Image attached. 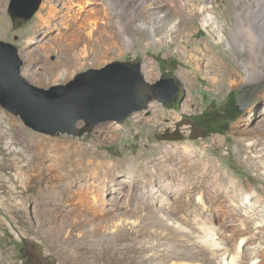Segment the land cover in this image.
<instances>
[{
	"label": "rangeland",
	"instance_id": "1",
	"mask_svg": "<svg viewBox=\"0 0 264 264\" xmlns=\"http://www.w3.org/2000/svg\"><path fill=\"white\" fill-rule=\"evenodd\" d=\"M46 1L25 21L13 20L10 0H0V40L18 46L30 83L50 88L116 60L143 66L153 59L154 75L143 68L148 81L173 77L180 89L168 101L148 99L136 111L139 117L135 112L123 122L93 127L81 121L78 135L34 130L0 103V264H208L211 256L197 251L191 234L171 227L161 210L169 201L172 219L205 215L191 188L198 185L195 174L182 172L171 195L156 182L136 183L134 159L147 147L162 152L166 146L159 145L177 144L182 152L185 145L214 146L213 139H223L204 167H223L252 186V194L233 207L248 220L247 235L264 225V3L84 1L108 6L112 22L104 30L106 8L86 18L77 5L68 9L59 2L52 8L58 21L40 23ZM231 96L240 109L236 117ZM88 160L99 165L88 167ZM107 165L117 180L100 174ZM207 204L214 212L216 203L207 198ZM240 239L232 238L231 248Z\"/></svg>",
	"mask_w": 264,
	"mask_h": 264
},
{
	"label": "bare ground",
	"instance_id": "2",
	"mask_svg": "<svg viewBox=\"0 0 264 264\" xmlns=\"http://www.w3.org/2000/svg\"><path fill=\"white\" fill-rule=\"evenodd\" d=\"M84 1L86 0H47L43 6V10L38 15L39 22L48 23L50 21H58L57 13L52 11L56 2L61 3L68 9H72L74 5H77V14L79 13V15L85 16L86 18H93L102 8L107 9L108 7L104 1L101 3L88 1L86 5L96 4V6L92 9H87L86 5H84ZM257 1L259 5L264 3V0ZM119 2L120 1L117 0V4H119ZM112 6H116L115 3L112 2ZM108 10L109 9H107V14L109 15L108 19L106 23L103 24L104 26H102L104 30L111 26L112 22V13ZM45 14H48L47 17L49 19H45ZM148 29L150 32L152 31V29ZM76 32L77 28H74L72 33ZM93 35L95 36V34ZM93 40L94 39H91V41ZM153 63L154 60L150 59L143 64V68L148 77L154 75L155 67ZM256 75L257 70L250 75V79L255 80ZM190 100L193 103L197 102L193 95ZM139 115L140 113L136 112V116L139 117ZM222 140L223 139L216 137L211 143L212 145L214 144L215 147H219L221 146ZM261 145L263 146V143H261ZM161 146H166L162 152L147 147V152L144 155L134 159L131 165L136 177V183L145 186L147 182H156L161 190H165L166 192L169 191L171 195L173 194L175 186L180 182L182 172H193L198 185L195 186L193 184L191 188L199 193V200L205 212L203 216L200 214L197 215L194 221H189L188 219H172L170 216L173 211L171 209L172 206L169 201H163L161 210L167 215L165 217L167 223L171 227L182 230V232H185L187 235L191 234L190 237L194 241L195 248L198 249L197 251L200 250L204 254L211 256L208 264H264V225L260 223L253 233L247 235L250 230L248 220L246 221L243 215H241V212L233 207L234 203L242 201V198H248L249 195L252 194L251 190L253 187L246 185L241 179L232 176L229 171L223 167H204V160L208 156H211L210 150L214 147L211 146V144L198 142L194 145L195 148H192L190 145H185L184 151L182 152L179 151V145L177 144L173 147L159 145L157 148L159 149ZM239 148H244L242 140L239 142ZM243 159L244 162H247L250 160V157L246 156ZM145 160H149V166L143 164ZM87 165L88 167L89 165H91L90 167H94L99 164L88 160ZM99 168L100 167H98V169ZM99 172L100 174H104L109 180L118 179L116 172L111 170L109 166L100 168ZM182 192L186 195L187 192H190V189H183ZM207 198L216 203L217 207L214 212L209 209ZM181 207H183L182 202ZM232 216L237 219L236 224L230 223ZM228 231L231 233L228 234ZM236 236H240L241 239L235 247L231 248L232 238L234 239Z\"/></svg>",
	"mask_w": 264,
	"mask_h": 264
},
{
	"label": "water",
	"instance_id": "3",
	"mask_svg": "<svg viewBox=\"0 0 264 264\" xmlns=\"http://www.w3.org/2000/svg\"><path fill=\"white\" fill-rule=\"evenodd\" d=\"M43 0H10L13 20L31 19ZM24 63L16 44L0 40V103L34 130L78 135L79 123L123 122L145 108L148 99H173L179 85L173 77L150 82L141 62L116 60L78 73L65 84L39 88L22 75Z\"/></svg>",
	"mask_w": 264,
	"mask_h": 264
},
{
	"label": "trees",
	"instance_id": "4",
	"mask_svg": "<svg viewBox=\"0 0 264 264\" xmlns=\"http://www.w3.org/2000/svg\"><path fill=\"white\" fill-rule=\"evenodd\" d=\"M230 103H231L229 105L230 106V111L233 113L232 114V117H236L239 114L240 109H239V106L236 104V101L234 99V96H231Z\"/></svg>",
	"mask_w": 264,
	"mask_h": 264
}]
</instances>
